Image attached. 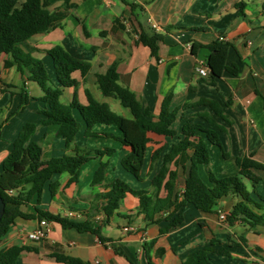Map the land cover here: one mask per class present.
<instances>
[{
  "label": "crops",
  "instance_id": "crops-1",
  "mask_svg": "<svg viewBox=\"0 0 264 264\" xmlns=\"http://www.w3.org/2000/svg\"><path fill=\"white\" fill-rule=\"evenodd\" d=\"M44 1L51 12L61 17L62 26L35 35L20 48L44 63L52 83L58 85L54 62L48 52L60 45L73 57L92 65L86 78L80 72L73 74L78 82L76 90L82 105L88 103V90L97 101L107 103L114 112L127 117L126 108L117 99L105 97L100 89L99 76L113 65L121 74V83L128 85L156 115L162 101L169 96L171 109L201 98L215 100L224 109L229 122L216 118L226 130L219 132L221 147L208 143L211 155L209 169L216 177L223 178L239 174L237 158L252 156L264 164V0H129L139 6L135 10L119 0ZM240 3L244 5L238 7ZM116 20L120 21V26L113 29ZM154 24L158 29L153 28ZM142 31L163 36L155 55L139 42ZM102 32L108 34L102 36ZM222 38L231 44L227 65L236 66L238 73L225 72L211 85L197 70L201 64H208L211 56L209 45ZM195 44L198 47L193 54ZM9 58L7 55L0 57V155L4 154L0 160V173L4 160L27 123L37 128L33 140L42 142L43 162L73 154L74 147L92 150L113 148L115 153L110 158L97 156L90 159L82 166L76 183L69 184L67 173L54 175L50 182L60 184L56 194L52 196L50 182H47L41 202L33 199L23 209L27 215H36V208H39L75 223L92 220L109 241L102 243L90 232L49 222L46 237L33 242L28 239V234L39 227L40 220L19 217L0 234V251L13 245L37 248V252L22 253L17 264H62L52 257L56 253L90 264H149L148 248L155 264H183L190 253L206 247L215 239L232 255L231 258L216 256L219 264L263 263L264 228H250L238 222L231 226L220 219V214L227 216L238 202L234 196L222 199L214 213L201 212L189 204L185 222L166 234H161L160 230L169 221L146 225L145 217L139 211V199L131 194L121 201L109 223L105 222L100 210L103 204L101 195L106 189L93 186L92 181L102 161L109 162L105 171L106 184L120 179L134 190L151 191L153 178L162 167V158L179 142L185 121L197 111L209 110L207 107L181 109L174 124L178 136L151 135L153 142L148 145L142 180H137L123 167L122 160L129 149L121 143L122 133L114 125L98 124L93 132L100 135L87 137L86 124L80 113L74 111L81 129L75 143L67 149L65 140L56 135L58 127L44 123L43 111L48 110L49 105L41 100L42 89L16 67L6 68L4 62ZM74 92V88H66L62 101L71 102ZM23 93L30 100L21 110ZM228 101L230 105L227 106ZM196 121L207 125L201 119ZM156 150L161 153L151 168L152 155ZM214 164L218 171H214ZM179 172L177 189L182 191L186 173L182 168ZM256 173L263 179L257 185V192L264 196V173ZM200 175L207 181L203 166L200 167ZM165 196L166 192L162 191L161 197ZM70 212L74 217H68ZM166 216L167 213L158 215L161 218ZM151 242H154L152 246ZM161 250L162 255L159 254Z\"/></svg>",
  "mask_w": 264,
  "mask_h": 264
},
{
  "label": "trees",
  "instance_id": "trees-1",
  "mask_svg": "<svg viewBox=\"0 0 264 264\" xmlns=\"http://www.w3.org/2000/svg\"><path fill=\"white\" fill-rule=\"evenodd\" d=\"M119 1L130 6L132 10L139 7L129 0ZM243 5L244 3H240L238 7ZM61 26V17L56 12H51L44 0H0V57L9 56L10 58L4 62L5 67H16L22 75L28 74L27 79L37 83L42 89L41 100L49 105V109L43 111L46 117L44 123L58 127L56 135L65 140L67 149L75 143L81 129L74 111H78L85 122L87 137L100 135L93 132V128L98 124L114 125L122 133L121 143L129 149L122 160L123 167L137 180H142L141 174L146 162L148 145L153 142L151 135L176 137L179 134L174 129V124L181 109L198 107L209 109L197 111L185 121L179 142L162 158L163 164L153 178L151 191L134 190L120 179L106 184L105 171L109 162L100 163L94 174L92 185L106 189V192L101 195L103 204L100 206L106 223L114 217L121 201L128 194L139 199V211L144 215L146 225L159 223L162 220L169 221L168 225L160 230L161 234H166L185 222V212L189 204L201 212L214 213L222 199L234 196L238 198V202L227 215L226 223L232 226L238 222L250 228H264V196L257 192V185L263 179L256 173L257 171L264 173V164L254 160L252 156L237 158L239 174L223 178L216 177L209 169L211 155L208 143L221 147L219 132L226 130L216 118L229 122L224 109L217 101L201 98L196 102L171 109L169 96L162 101L160 111L156 115L150 107L137 98L128 85L121 83V74L113 65L105 74L99 76L100 89L105 97L117 99L130 111L131 117L127 118L114 112L107 103L97 101L88 90H86L88 103L82 105L76 90L78 82L73 78V74L80 72L81 76L86 78L92 68L90 62L73 57L60 45L55 46L48 52L53 59L56 71L58 85H55L44 63L34 59L20 48L35 35L48 33ZM118 26L120 21L116 20L113 29ZM107 34L108 32H102V36ZM162 39L163 36L158 33L152 35L144 31L139 33V42L149 47L152 55L156 54L158 43ZM197 47V44L193 45V54H196ZM230 47V43L222 40L209 45L211 50L207 64L209 74L204 80L211 85H214L215 79L220 78L225 72L232 75L238 73L236 66L227 65ZM66 88L75 89L73 100L69 103L62 101ZM21 96L22 110L28 105L30 98L24 93ZM228 105L230 101L227 102ZM197 119L203 120L207 125L197 122ZM1 128L0 123V130ZM36 131L34 124H25L13 144L11 153L3 162V171L0 173V196L6 207L0 222V234L6 227L14 224L19 217L37 218L40 221L58 223L63 228L90 232L102 243L109 241L101 234L100 226L92 220L75 223L39 208H36V215H27L23 209L33 199H36L38 203L41 202L45 185L54 175L67 173L70 176L69 184L76 183L85 163L97 156L110 158L114 155L115 149L92 150L74 147L73 154H65L63 157L43 162L42 142L33 140ZM160 153V150L153 153L151 168L159 159ZM201 166L206 169L207 181L200 175ZM179 168L186 173L182 191L177 189L180 178ZM59 186L58 182H50L49 189L52 196L56 194ZM162 191L166 192L165 197H161ZM163 213H167V216L158 217ZM153 244L154 242H151L150 246ZM37 251L36 247L27 245L4 248L0 251V264H17L22 253ZM116 252L123 255L118 250ZM162 253L163 250L159 252L160 255ZM147 254L149 264H155L149 255L148 248ZM216 256L232 257L229 250L220 247L219 242L212 239L206 247L190 253L183 264H219L215 259ZM52 257L62 264H90L60 253ZM251 264H264V261Z\"/></svg>",
  "mask_w": 264,
  "mask_h": 264
},
{
  "label": "built area",
  "instance_id": "built-area-1",
  "mask_svg": "<svg viewBox=\"0 0 264 264\" xmlns=\"http://www.w3.org/2000/svg\"><path fill=\"white\" fill-rule=\"evenodd\" d=\"M154 29H158V26L156 24L153 25ZM222 41H225L224 38H222ZM198 74L202 77H206L209 74V68L207 67V64L203 63L201 66L198 68ZM4 158V154L0 155V160ZM68 217H74V213L70 212L68 214ZM226 215L225 214H220V219L221 220H226ZM48 226L49 222L47 220H41L39 223V227L28 234V239L33 242H39L42 239H44L48 233ZM129 228H126L128 230Z\"/></svg>",
  "mask_w": 264,
  "mask_h": 264
},
{
  "label": "water",
  "instance_id": "water-1",
  "mask_svg": "<svg viewBox=\"0 0 264 264\" xmlns=\"http://www.w3.org/2000/svg\"><path fill=\"white\" fill-rule=\"evenodd\" d=\"M5 207H6L5 202H4L3 198L0 196V222L4 216Z\"/></svg>",
  "mask_w": 264,
  "mask_h": 264
},
{
  "label": "rangeland",
  "instance_id": "rangeland-1",
  "mask_svg": "<svg viewBox=\"0 0 264 264\" xmlns=\"http://www.w3.org/2000/svg\"><path fill=\"white\" fill-rule=\"evenodd\" d=\"M124 110H125V112H126V115H127V117H128V118H130V117H131V115H130V112H129V110H128V109H124ZM214 165H215V164H214ZM214 169H215L214 171H216V170L218 171V168H217V166H216V165H215ZM249 185H250V184H249Z\"/></svg>",
  "mask_w": 264,
  "mask_h": 264
}]
</instances>
